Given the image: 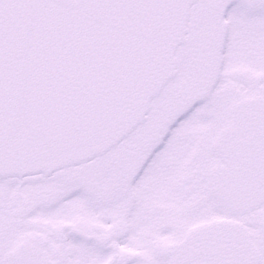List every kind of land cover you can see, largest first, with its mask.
<instances>
[{"label": "snow or ice", "instance_id": "snow-or-ice-1", "mask_svg": "<svg viewBox=\"0 0 264 264\" xmlns=\"http://www.w3.org/2000/svg\"><path fill=\"white\" fill-rule=\"evenodd\" d=\"M0 264H264V0H0Z\"/></svg>", "mask_w": 264, "mask_h": 264}]
</instances>
